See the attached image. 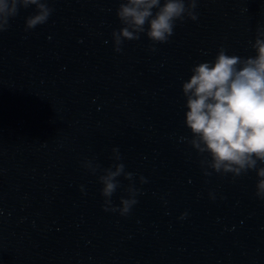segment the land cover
<instances>
[{"label": "clouds", "instance_id": "9594fccd", "mask_svg": "<svg viewBox=\"0 0 264 264\" xmlns=\"http://www.w3.org/2000/svg\"><path fill=\"white\" fill-rule=\"evenodd\" d=\"M31 6L35 14L26 18V31L48 21L54 11L49 0H0V33L8 30L10 18L21 8ZM197 6L198 0H121L116 15L122 27L111 33L114 51L122 52L125 41L139 40L141 34L153 45L167 43L177 21L198 20ZM251 47L255 55L247 57L230 56L220 47L214 61L192 67L191 77L182 83L187 108L184 123L191 138L182 139L201 157L200 166L206 176L215 172L231 174L235 179L255 171V196L264 200V25L257 26ZM112 153L116 163L108 168L101 169L92 160L84 161L82 166L93 175L102 172L98 181L102 185L103 210L127 216L138 203L140 192L133 183L134 173L126 172L119 162V148L114 147ZM121 176L129 185L125 189L127 198L121 197L117 207L111 197L121 186ZM139 180L141 184L147 182L143 176ZM80 188L83 192L84 186ZM186 216L183 213L179 219Z\"/></svg>", "mask_w": 264, "mask_h": 264}]
</instances>
